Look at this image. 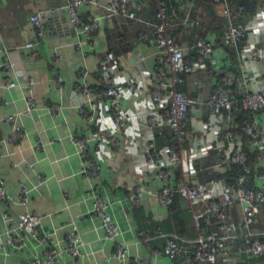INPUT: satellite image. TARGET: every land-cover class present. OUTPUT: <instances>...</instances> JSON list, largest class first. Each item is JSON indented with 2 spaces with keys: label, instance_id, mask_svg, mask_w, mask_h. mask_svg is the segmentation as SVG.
Here are the masks:
<instances>
[{
  "label": "crops",
  "instance_id": "1",
  "mask_svg": "<svg viewBox=\"0 0 264 264\" xmlns=\"http://www.w3.org/2000/svg\"><path fill=\"white\" fill-rule=\"evenodd\" d=\"M176 1L179 20L187 17L190 22L200 21L195 0ZM65 3L66 0H0V119L13 115L24 133L12 142L11 123L5 119L0 122V177L8 193L7 200H0V231L15 227L19 214L33 212L41 216L38 233L51 244L66 245L68 233L74 230L84 242V256L64 253L54 264H120L117 259H109L117 241L124 244L133 261L140 258L135 264H180L162 251L169 235L177 236L189 248L195 245L199 231L193 222V207L180 197L170 209L159 203L156 192L161 180L145 156L147 141L154 138L156 131L167 129L149 124V117L162 111V105L151 98L157 68L154 29L125 17L104 16L95 32L79 39L69 12L62 9L45 14V32L37 36L30 15ZM248 4L246 20L255 25L249 31V41L263 46L264 0H249ZM138 9L146 17H152L156 10L148 0H140ZM100 11L87 4L79 12L89 19ZM193 30L196 29L191 24L177 33L183 45L194 39ZM217 36L213 30L206 33L205 37L215 42L210 55L185 51V60L192 59L193 63L179 73L180 90L199 99L207 98L221 75L228 76L236 97L263 86L264 59L251 58L242 49L225 45ZM107 53L112 56L110 71L123 93L127 117L119 131H115L108 97L98 81L100 61ZM163 70L172 77L168 69ZM8 80L14 84L9 86ZM84 86L91 89L95 108L79 91ZM28 96L32 97L33 108L25 113ZM257 119L264 126V111ZM187 124L195 136L184 141L178 151L180 161L174 166L182 164V176L190 172L193 178L197 162L218 148L217 161L211 168L223 172L218 163L225 153L224 134L239 127L233 116L196 103L190 107ZM101 133L108 135L99 137ZM94 135L98 138L90 140L86 157L100 164L99 178L82 172L84 160L72 141L73 136ZM247 141L242 145L253 156L254 168L264 170V136ZM160 143L157 159L165 162L174 149L169 148L170 140ZM248 180L258 185L256 179ZM138 187L143 191L135 203L131 196ZM96 195L107 203L106 211L118 225L116 240L105 237L101 217L94 211ZM228 222L237 234L234 241L241 240L243 214L238 204L230 209ZM209 223L219 228L213 219ZM252 228L264 240V223L260 219ZM5 241L4 237L0 264H31L46 252L35 242L16 248ZM154 251L160 253L155 255ZM217 264H264V258L231 251Z\"/></svg>",
  "mask_w": 264,
  "mask_h": 264
},
{
  "label": "built area",
  "instance_id": "2",
  "mask_svg": "<svg viewBox=\"0 0 264 264\" xmlns=\"http://www.w3.org/2000/svg\"><path fill=\"white\" fill-rule=\"evenodd\" d=\"M140 0H66V3L59 7H51L40 9L32 13L29 21L36 29V35L41 37L45 32L46 13H55L59 10H66L70 14V20L74 32L79 39L81 36L95 32L99 28V19L106 16H121L130 19L145 27L154 29V39L157 47L155 57L157 65L153 73L154 84L151 92V98L154 102L162 105V111L149 117L151 127L161 125L169 127L179 138L181 142L188 138H194V134L188 127L190 115V107L196 103H202L214 109L225 111L227 117L237 109H243L252 113L253 117L244 120L240 127L235 130H227L224 134L226 143L224 157L219 161L218 165L226 171L228 163L236 164L242 168L243 175L237 176L234 181L227 180L225 177L219 179H211L202 182L194 177L192 173H185L183 179L179 182L173 180V166L180 161L178 151L172 150L165 162L157 159L159 150L150 139L146 143L145 156L151 164L157 177L161 180V185L156 192L159 203L167 207L172 202L175 192L186 200L193 207V221L195 226L200 230L194 248H188L180 243L175 235L166 237L162 253L171 257L179 258L181 264H217L219 258L228 255L232 249L237 253L245 254L253 257L264 258V241L260 239L259 232L252 228L255 216L260 211V206L264 205V170L252 173L256 169L249 165V155L243 149L242 142L244 136L249 141L257 140L264 136V126L260 125L257 115L264 111V81L263 86L252 88L241 97L233 94L230 79L227 75H221L213 83V89L207 98L199 99L192 95L185 94L176 88V82L179 77L176 72L180 70H188L191 68L192 59L185 60V53L194 51L198 55H210L215 48V42L208 37L195 35L194 39L188 44L183 45L176 34L170 33L172 27L171 16L174 11L168 12L166 4L160 5L156 11L157 20L143 16L138 12ZM222 2L224 11L227 14L226 23L224 25L223 42L234 48H240L248 53L251 58L264 59V45L256 46L249 41V31L255 27L254 23L246 21L237 24L234 22V16L231 13L232 5L230 0H213ZM96 6L101 11L85 19L80 15V8L84 5ZM244 7L239 6L236 16L243 14ZM179 24L183 26L193 25L198 27L200 21L198 19L190 22L186 17L180 20ZM80 45V42H79ZM186 51V52H185ZM112 56L107 53L100 61V71L98 81L102 84L105 94L108 97V103L114 118L115 131H119L126 122V113L123 108L122 91L116 86L110 71V62ZM163 68L173 73L172 77L167 75ZM264 79V77H263ZM9 86L14 83L10 80L6 82ZM81 94L86 95V101L95 108L96 101L91 96V89L87 86L79 89ZM90 97V98H89ZM33 108L32 97L28 96L25 105V113H30ZM84 109V108H82ZM11 123L9 132L10 141L14 142L22 138L23 130L19 124L15 123L13 115H7L0 119ZM108 133H101L99 137H106ZM93 138L86 136H73L72 141L76 145L77 151L84 160L82 172L92 178H99L101 166L86 157L89 151V142ZM2 152L0 142V154ZM223 171V172H224ZM196 174V171H194ZM250 177H254L258 183L253 186L248 182ZM25 192V188H23ZM141 187L136 188L135 195H132V201L138 202V196L142 193ZM8 199V193L5 181L0 177V200ZM106 202L100 195H96L94 211L98 213L102 220V226L107 239L116 240L119 236V228L113 216L106 211ZM238 204L243 214V244L233 245V240L237 234L231 228L228 222V216L232 206ZM210 217L215 218L221 225L218 229H213L209 223ZM41 225V216L33 212H24L18 215L17 225L8 228L6 231H0V245L4 244V237L9 245L21 248L28 242H35L36 246H44L45 255L43 258H36L31 264H54L58 261L62 254L68 253L73 257L84 256V242L79 237L77 231H71L66 237V245L61 246L58 243H50L45 235L38 233ZM114 250L110 253L109 259H117L120 264H135L140 262V258L135 261L129 258L127 249L121 241H117ZM236 246V248H235ZM154 251V254H159Z\"/></svg>",
  "mask_w": 264,
  "mask_h": 264
},
{
  "label": "trees",
  "instance_id": "3",
  "mask_svg": "<svg viewBox=\"0 0 264 264\" xmlns=\"http://www.w3.org/2000/svg\"><path fill=\"white\" fill-rule=\"evenodd\" d=\"M148 1L150 3H153V6H155V9H156L155 12H154V15H152V17H150L151 19L157 20V18L155 16L157 9L160 7V5L166 4V6L168 7V12L169 13L171 11L175 12V14L173 16H171V20H172L171 23L173 25H172V28L169 29V31L170 32L172 31L173 34L177 35L178 32H181L182 30H184L186 28V26H183L182 24H179L180 20L177 17H178V14H180V13H179L178 9L176 8V6H177L176 3H178L176 0H148ZM248 1L249 0H230V4L232 5L231 13L234 16V22L235 23L240 24V23H245L247 21L246 20V14H248V12H249L248 11L249 10ZM195 4H197V10L199 12V16L198 17L200 18V25L198 27L194 26V28L196 30L195 31L193 30V33H196V35H200V36H206V33L208 31L213 30V31H216L218 33L217 37H221V41L223 42L224 25H225V23L227 21L226 20L227 14L224 11L223 3L222 2H215L213 0H195ZM239 6H243L244 7V11H243V14H240V15L236 16V12H237ZM227 46H229V45H227ZM229 47H231V46H229ZM232 48H234V47H232ZM191 52H194V51H191ZM159 67H160V65H157V68H159ZM185 71L186 70L178 71V72H176V74L179 77V73L181 74V73H183ZM175 85H176V88L178 90H180V88L177 86V82H176ZM102 88H103V86H102ZM231 115L233 116V122H237V125L239 127H240V125L242 124V122L244 120H247V119H250V118L253 117L252 113H250L249 111L243 110V109L234 110ZM163 137H164V139H163ZM165 139L170 140L169 148L174 149L175 151H180L182 146L184 145V141L181 142L179 140V138L177 137V135L169 127H167L166 130L162 129V131L160 130V131H156L154 133L153 141L155 142V144H156L158 149L160 147H162V144L160 143V141H163ZM247 140L249 141V139H247V137L244 136L243 143L246 144ZM245 151H247V149ZM217 152H218V148H214V149H212L210 151V153L207 155V157H205V159H200L199 162H197L196 174L194 175L195 179H197L199 181H202V182H207V181H209L211 179H219V178L225 177L227 180H231V182H232V181H234V179L237 176L243 175L242 168L237 166L236 164H231V163H228L226 165V171H224V172H219L216 169H215L216 171H214L211 168V166H213L214 163L217 161V157H216L217 154H218ZM247 153L249 155V165L254 168V166L252 164V161H251V160H253V156L251 155L250 152L247 151ZM257 171H263V169H256V171L254 170L252 175L254 176L255 172H257ZM172 177H173V180L176 181V182H178L179 180L183 179V176H182V164H178V165L173 167V175H172ZM249 179H255V178L254 177H250ZM177 197L178 198L180 197L184 202H187L186 200H184L181 197V195L179 193L175 192L173 194L171 204L167 206L169 209L172 207V205L176 201L175 199H177ZM190 206H191V204H190ZM193 211H194V209H193ZM192 218H193V214H192ZM210 219H213V221L217 222L216 225H221L215 218L210 217ZM257 219L258 220L260 219L264 223V205L260 206V211L255 216V219H254V225H255V221L256 222L258 221ZM211 227L213 229H216L212 225H211ZM198 231H199V235H200V230L198 229ZM234 240L235 239L227 240V241H234ZM262 241H264V240H262ZM233 243H234L233 245L243 244V238L241 240H239V241H234ZM194 246L192 248H194ZM235 248H236V246H235ZM232 250L234 251L235 249H232ZM176 259H178V261L180 263V259L179 258H176Z\"/></svg>",
  "mask_w": 264,
  "mask_h": 264
}]
</instances>
